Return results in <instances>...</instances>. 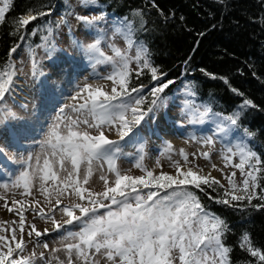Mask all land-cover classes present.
Listing matches in <instances>:
<instances>
[{
  "label": "snow or ice",
  "instance_id": "1",
  "mask_svg": "<svg viewBox=\"0 0 264 264\" xmlns=\"http://www.w3.org/2000/svg\"><path fill=\"white\" fill-rule=\"evenodd\" d=\"M12 2L13 0H2L0 23L4 22L6 10ZM149 2L152 3V0ZM218 2L223 3V0ZM97 3L98 0H82L85 6ZM51 12L52 8L49 6L47 11H38L36 15L29 12L14 21L15 31L10 35L16 37L18 42L9 49L10 62L0 68V126H4L7 132L4 143L0 144V158L8 159V149H18L23 141L31 139L22 125L9 123L22 119L7 107V97H11L15 91L17 78L16 62L11 58L17 53L21 43L27 42L28 26ZM133 15L142 17L143 13L137 11ZM76 19L85 29L96 28L94 42L83 44L73 40V43L94 64L112 65L110 73L99 77L111 82V87L105 91L103 86L88 83L87 78L83 83H77L71 96L73 103L61 105L42 134L43 138L39 141L42 154H36L35 157L29 154L26 159L16 161L21 169L14 173H6L0 166V174L12 177L10 182L0 183V189L4 190L0 192V201L4 202L6 211L15 213L19 218L18 221L2 222L5 227L0 231L5 234H0V264H52L44 251L37 254L33 250L28 255L22 254L26 249V237L28 242L33 237L39 241L50 233H57L63 242L62 249L54 248L51 251L66 252L67 264H73V253L80 264H101L96 254H100L106 264H232V248L224 243V237L231 232V228L224 219L206 209L197 191L234 211L264 210V165L257 167L262 162L256 153L246 146L236 145L235 150L232 147L224 149L223 159L231 161L238 155L239 162L232 167L240 170L243 179L238 184L236 172H231L225 177L230 187H226L211 173L199 174L193 167L182 170L179 161L171 165L174 174L163 171L159 159L156 161V168L148 169L143 163L146 153L145 144L141 143L145 139L141 135L144 131L142 125H149L156 119L157 113L167 107L170 98L165 90L170 89L175 81L168 79L167 73L152 64L148 59L147 49L141 45L135 56V62L140 65L135 70V75L138 79L145 71L149 72L151 86H131L132 70L129 64L133 57L122 52L114 43L108 44L106 33L96 27L107 19L106 14L101 11L98 15H78ZM62 24H68V21L61 19L56 22V27ZM141 24H144L143 19ZM69 29L71 33L70 26ZM38 31H46L47 34L41 36L43 43L36 47L47 49L51 59L52 54L58 51L53 39V27L50 22L37 25L32 28L30 35L36 36ZM115 32L124 35L128 48H132L131 24H127V31L117 27ZM102 42L108 44L113 55L104 53ZM29 53L32 76L45 77L41 87L54 91L55 83H50L47 74L39 68L40 62L31 48ZM65 56L69 61L73 60L70 54L65 53ZM68 67H72V64L69 63ZM205 74L212 76L211 73ZM93 75L99 74L94 71ZM213 78L229 84L225 77ZM191 88L192 85H185V91ZM231 91L236 93L237 89L231 88ZM249 106L256 107L253 101L244 99L241 111ZM189 107L185 103V108ZM203 107L201 119L188 123H202L207 118H218L216 133L225 135L238 126L239 111L223 116L212 113L207 106ZM69 113L75 114V118ZM82 126L96 130L97 134L80 130ZM175 126L180 131L184 129L183 124L178 121ZM106 130L115 131L117 139H110ZM243 132L246 136L252 135L247 129H243ZM201 140L205 146L215 145L213 136H204ZM199 142L200 140L197 141ZM128 144L139 145L135 156L128 155L136 161L135 167L142 169L143 174L129 175L117 167L116 160L122 154V145ZM172 149L173 145L164 141L159 151L161 155L170 157ZM180 154L186 163L189 162L188 154L183 149ZM202 155L209 158L210 151H205ZM69 159L71 170L65 166V161ZM94 162L101 169L104 167L102 162H107L108 172L114 173L111 186L108 177L100 175V180L104 182L103 191H92L83 186L88 184L93 175ZM82 163L87 167L81 181ZM212 167L216 168L217 165L213 164ZM61 171L66 174L61 176ZM36 182L39 192L46 197L47 211L32 191ZM48 182H52L51 191L46 186ZM20 188L24 190L20 193L23 198L12 199L9 207L8 193ZM255 189L261 191L256 192ZM238 191L241 194H237ZM73 197L79 202L65 203V200L72 201ZM253 200L258 202L253 203ZM101 209L104 211L101 212ZM25 212H30L34 220L38 218L49 221L51 227L40 230L36 223H30L26 230ZM57 213L61 215L60 220L56 218ZM8 224L13 226L9 228ZM74 228L78 230H73ZM241 241L239 246L255 258V264H264V249L253 245L248 233L242 235ZM42 247L49 249L46 242ZM59 264H65V261H60ZM247 264H253V261L249 260Z\"/></svg>",
  "mask_w": 264,
  "mask_h": 264
},
{
  "label": "trees",
  "instance_id": "2",
  "mask_svg": "<svg viewBox=\"0 0 264 264\" xmlns=\"http://www.w3.org/2000/svg\"><path fill=\"white\" fill-rule=\"evenodd\" d=\"M63 3L64 0H13L4 22L0 23V68L10 62L9 49L18 42L10 35L15 31L14 21L29 12L36 15L38 11H47L51 6L50 15L28 26L27 42L21 43L20 48L28 52L29 58V48L37 56L39 47L36 46L43 43L41 36L47 33L38 31L36 36H31L30 32L33 27L50 22L54 39L56 22L60 15H65ZM0 6H3L2 0ZM95 6L117 21L122 31H127V24L132 25L131 38L136 50L143 45L152 64L175 81L165 90L167 96L177 86L185 88L190 84L189 108L203 105L223 116L239 111L238 126L232 129L262 162L257 167L264 165V0H223V3L218 0H152V3L149 0H98ZM137 11L143 16L133 15ZM14 57L15 54L11 59ZM139 67L138 64L137 68L129 66L131 86H151L149 72L145 71L137 79L135 70ZM213 76L225 77L229 84ZM244 99H250L256 107L241 111ZM243 129L252 135L246 136ZM197 195L207 210L230 226L231 232L224 237V243L232 248V264H247L249 260L255 264V258L239 245L242 235L248 233L253 245L264 249V210L234 211L215 203L203 192L197 191Z\"/></svg>",
  "mask_w": 264,
  "mask_h": 264
},
{
  "label": "rangeland",
  "instance_id": "3",
  "mask_svg": "<svg viewBox=\"0 0 264 264\" xmlns=\"http://www.w3.org/2000/svg\"><path fill=\"white\" fill-rule=\"evenodd\" d=\"M1 2V0H0ZM63 5L65 6V15L59 17V20L64 19L68 21V24H62L56 28L54 41L56 51L52 54L51 59L49 58V52L43 47H39L38 54L36 58L39 60V68L47 74L50 83H55V90L46 89L41 87L42 81L45 77L35 78L32 76L31 60L28 56V52L22 50L21 48L15 53L14 61L16 62L17 78L15 79V91L11 97H7V107L17 114V117L22 119L16 121H9V123H14L17 125H22L24 129L27 130L31 139L23 141L21 146L16 149H8V159L0 158V166L3 167L4 172L14 173L21 169V165L16 163V161L21 159H26L29 154L35 157L36 154H42V150L39 146V141L43 138V132L47 128L48 124L51 122L52 118L57 114L58 109L64 103L72 104L71 96L74 94V88L77 83H83L85 78H87L88 83H92L94 86H103V90L108 91L111 87V82L100 79L101 76H106L113 70L110 64H94L93 61L89 60L87 54L82 51L73 40L78 43L88 44L94 42L96 38V28L85 29L84 26L79 23L76 19L78 15H98L100 9L96 8L95 5L85 6L82 4V0H64ZM27 15V14H26ZM117 22V21H116ZM114 19L107 16V19L101 22L100 25L96 26L100 28L108 40V44L114 43L116 47L120 48L122 52H126L127 55L133 57L129 66L132 68H137V63L135 62V56L137 50L135 44L133 43L132 48H128V42L124 35L116 33L115 29L117 24ZM118 23V22H117ZM69 26L71 27V33ZM102 42V50L106 55H113L111 48ZM65 53L70 54L73 58L72 61L68 60ZM71 63L72 67H68ZM66 69V70H65ZM98 73V76H94L93 72ZM64 93V94H63ZM65 95L66 98L63 100L59 96ZM169 103L166 108L162 109L157 113L155 120L151 121L149 125L143 126L144 131L141 135L145 138L141 143L145 144V159L143 161L144 165L148 169L156 168V161L159 159L162 170L165 172L173 173L174 168L171 167L173 162L179 161L182 170L187 167H193L194 171L199 174L207 175L211 173L212 176L216 177L223 183L226 187L227 184L226 176L230 175L231 172H236V180L239 184L243 176L239 169L232 167L233 164L239 162V156L237 155L231 161H225L223 159L224 149L232 147L235 150L236 145L246 146L245 140L237 134L233 129H231L226 135L223 133H216L217 119L207 118L204 119L202 123H188V121H199L201 119L200 113L204 111L203 105L195 106V109L185 108V103H189V92L185 91L182 85L177 86L174 92L168 96ZM60 99V100H59ZM24 105L25 107H21ZM199 109V111H197ZM75 118V114L69 113ZM211 117V114H209ZM180 122L183 124L184 129L180 131L175 126V122ZM40 127V128H39ZM42 128V129H41ZM80 130H87L92 135H96L97 132L94 129H85L83 126ZM106 135L110 139H117L115 131H107ZM204 136H213L215 140L214 146H205L201 140ZM7 137V132L4 126H0V144L4 143ZM189 137H195V139H190ZM200 140L199 143L197 141ZM168 141L173 145L171 156L161 155L159 149L163 146V142ZM183 149L188 154L189 162H185L183 156L180 154V150ZM139 151V145H122V154L116 160L117 167L129 175H140L143 174L142 169L135 167L136 161L129 157L128 154L135 156ZM205 151H210V157L205 158L202 153ZM195 153V155H193ZM43 161L41 160V163ZM35 160H33V164ZM104 167L101 169L99 165L95 162L93 164V175L89 178L87 185L84 187L90 188L92 191H103L104 182L100 180V175H106L109 180V185L111 186L114 180V173L108 172L107 162H102ZM216 164L217 167L213 168L212 165ZM65 166L71 170V161L66 160ZM86 164L82 163L80 166V179L83 180V176L86 172ZM58 169V165H56ZM247 168V165H246ZM222 169V171H221ZM160 170V169H157ZM66 173L60 172L61 176ZM12 179L9 175L0 174V183L10 182ZM51 183L48 182L49 191H51ZM4 191L0 189V192ZM24 190L13 189L8 193L9 207H11L12 199H22L20 193ZM33 193L36 198L41 201V206L48 210L46 197L39 192L38 182L36 186L32 188ZM13 193L15 195L13 196ZM55 194L53 193V196ZM31 199V197H27ZM75 203L79 202L75 197L72 201L65 200V203ZM101 212L104 210L101 209ZM26 217V230L27 225L30 223H36L37 228L43 230L44 228H50L51 224L49 221L33 219V215L30 212H25ZM56 218L61 219V215L57 213ZM18 216L13 212L6 211L4 207V202L0 201V229L5 227L2 222L5 221H18ZM13 225L8 224L7 227L11 228ZM78 230V229H73ZM0 234H5L0 231ZM26 239V249L23 255L30 254L33 250L37 254L44 251L48 260L52 264H59L60 261H65L67 264V253L63 250L60 252L53 253L51 250L54 248H63V242L60 241V237L57 233H50L47 236H43L37 241L33 237L31 242ZM48 243L49 249H43V243ZM97 258L101 260V264H106V260L96 254ZM41 264H46V262H41ZM73 264H80L77 260L76 254L73 253Z\"/></svg>",
  "mask_w": 264,
  "mask_h": 264
},
{
  "label": "bare ground",
  "instance_id": "4",
  "mask_svg": "<svg viewBox=\"0 0 264 264\" xmlns=\"http://www.w3.org/2000/svg\"><path fill=\"white\" fill-rule=\"evenodd\" d=\"M63 94H64V93H63ZM59 97H60L61 100H63L64 98H66L65 95H61V96H59ZM60 99H59V100H60ZM39 128H40V127H39ZM41 129H42V128H41Z\"/></svg>",
  "mask_w": 264,
  "mask_h": 264
}]
</instances>
